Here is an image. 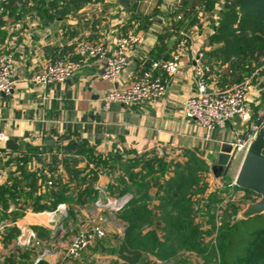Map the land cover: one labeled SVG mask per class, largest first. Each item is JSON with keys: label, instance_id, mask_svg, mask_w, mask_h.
<instances>
[{"label": "crops", "instance_id": "0c3cea01", "mask_svg": "<svg viewBox=\"0 0 264 264\" xmlns=\"http://www.w3.org/2000/svg\"><path fill=\"white\" fill-rule=\"evenodd\" d=\"M224 1L0 0V56L11 53L17 61L12 92L0 94V132L19 145L15 150L0 149V170L4 171L0 179V264H36L39 259L59 264L61 260L55 254L41 257L37 251L28 250L23 260L10 256V248L19 243L26 251L35 239L40 244L56 240L58 218L69 211L74 200L81 208L104 207L96 201L117 197L123 187L121 181L132 184L135 173L145 175L144 164L160 157L158 150L163 151L161 156L170 162L172 171L194 157L209 166L206 183L226 178L213 172L217 153L224 144L232 145L234 150L249 125L253 123L260 129L257 120H264V62L246 77L251 82L247 95L250 123L237 118L224 129L209 131L183 112L184 101L197 88L195 56L199 51L204 55L211 51L208 38L221 21ZM178 14L182 20L176 19ZM182 31L190 34V40L179 71L174 75L154 71L166 85L159 100L129 107L120 103L104 105L103 96L114 87L136 81L154 61L172 59ZM130 32L143 34L145 39L116 83L101 77L103 59L86 58L77 51L79 38L89 44H102L112 52L117 38ZM59 59L80 63L68 82L40 87L31 81L33 73ZM211 62L208 84L210 89H218L221 86L215 73L220 67L216 61ZM31 133H38L40 138L30 139ZM244 154H237L227 177L239 168ZM172 171L167 178L174 175ZM238 192L259 199L252 192ZM158 204L156 199L148 205L155 209ZM120 219V228L114 238L107 239L105 251L116 264H125L118 250L129 223L123 215ZM162 226L161 222L153 226L144 223L141 232L145 235L156 229L164 240ZM25 229L30 235L23 246L19 239ZM97 243L105 245L106 236L87 249ZM87 249L76 260L66 252L62 263L75 264ZM178 252L162 258L149 252L144 258L154 255L156 261L168 262L177 258Z\"/></svg>", "mask_w": 264, "mask_h": 264}, {"label": "trees", "instance_id": "16d2710c", "mask_svg": "<svg viewBox=\"0 0 264 264\" xmlns=\"http://www.w3.org/2000/svg\"><path fill=\"white\" fill-rule=\"evenodd\" d=\"M196 2L201 4L203 0ZM208 46L212 49L205 53V63L211 72V61L218 63L220 68L215 74L221 87L241 82L251 75L264 62V0H225L221 21L214 26ZM263 121V118H258L257 124L262 126ZM154 160L164 168L170 166L165 159ZM173 172L174 175L165 177L161 185L157 183L160 187L156 193L159 204L155 209H150L146 202L141 203L137 199L122 214L129 223L118 250L123 262L139 264L146 253L162 258L184 249L200 255L205 262L218 258V264H264V215L224 223L218 230L215 244L205 243L203 234L208 230L201 229L202 223L197 224L192 218L190 207L193 202L188 196L191 188H197L201 181L205 183L209 166L203 160L191 157L185 164L174 166ZM146 174L152 175L148 171ZM144 179L141 173H135L134 183L123 181L121 194L119 192L116 196L127 193L135 186L139 187V180L144 186L147 185ZM234 188L251 193L237 186ZM228 211L236 218L237 207L231 205ZM155 222L164 225L161 227L165 232L164 240L158 237L156 229L142 234L141 226L144 223L153 226Z\"/></svg>", "mask_w": 264, "mask_h": 264}, {"label": "built area", "instance_id": "2783aa9c", "mask_svg": "<svg viewBox=\"0 0 264 264\" xmlns=\"http://www.w3.org/2000/svg\"><path fill=\"white\" fill-rule=\"evenodd\" d=\"M177 20H182L183 16L178 14ZM180 40L172 59L154 61L151 68L145 70L142 75L129 85L114 87L103 96V103L108 106L111 103H120L124 106H132L142 103H154L159 100L166 91V85L160 76L154 74L155 70L164 71L169 75L176 74L180 69L181 57L189 45L190 34L187 31L181 32ZM145 36L140 33L130 32L120 36L116 40L114 51L109 52L102 44L93 45L77 39V51L85 56L98 57L104 60V72L101 77L104 80L116 83L126 70L132 53L143 43ZM110 54H109V53ZM197 75V88L183 103V112L186 118L196 120L199 125L209 131L224 129L230 122L239 119L242 123L248 124L251 121V112L247 105V95L251 87L250 79L232 85H226L218 89H210L207 74L211 72L205 63L203 51H199L195 56ZM80 63L69 60H56L44 66L41 70L33 73L31 81L40 86L48 87L52 84H64L75 76ZM17 71V61L13 54H3L0 56V94H9L15 85V75ZM259 127L251 123L243 140L235 144L237 154L246 152L251 141L256 137ZM30 139H39L38 133H31ZM6 140L4 133L0 132V141ZM160 155L162 150H158ZM4 176V171L0 170V179ZM220 178V177H219ZM235 183L228 192V197L233 196ZM119 201L117 198L109 197L106 202L96 201V204L104 207H114ZM63 210V208H60ZM54 217L52 213L51 218ZM105 231L95 229L82 232L75 238L68 250V256L72 260L79 259L83 252L96 240L104 238ZM60 264V263H59ZM62 264H74L73 262Z\"/></svg>", "mask_w": 264, "mask_h": 264}, {"label": "rangeland", "instance_id": "374dc122", "mask_svg": "<svg viewBox=\"0 0 264 264\" xmlns=\"http://www.w3.org/2000/svg\"><path fill=\"white\" fill-rule=\"evenodd\" d=\"M155 158L165 159L166 157L160 155V157L155 156ZM156 161L157 160L151 159V161L144 164L145 170L152 173V175L145 174L142 176L145 177L144 180L147 182V185L144 186L141 180H139L137 181L139 187L135 186L121 196L112 197L117 198L119 201L114 207L92 206L90 208H81L82 205L78 206L76 200H74L69 206V211L63 213L66 219L68 216V219L61 226V232L56 236V240L47 239L44 244H40V241L35 239V241L29 242L26 251H23L19 243H17L15 246L13 245L11 247L12 249L10 248V256L21 257L23 260H26V252L28 250H33L37 251L41 257L48 254H55L57 255L56 258L61 260V262L58 263L62 264V262L65 261V254L66 252L68 254V250L75 238L82 232L102 229L105 231L106 235L105 245L102 243L99 244V242L92 248L87 249L88 251L84 254L83 259L75 264H116L111 254L106 253L105 248L109 245L107 239L110 241L114 238L120 228L121 215L127 209L128 205L137 199V201L141 203L146 202L149 205L154 204L156 193L160 189L157 183L161 185L165 177L172 171L170 170L172 169L171 165L164 168L154 163ZM238 169L239 168H236L231 172L230 177L221 180L219 183L208 184L201 181L197 188L194 187L190 190L188 197L193 202L192 207H190L192 211L191 216L194 218L195 223H202L201 229H204L205 226L204 230L209 231H205L203 234L207 242L209 241L215 244L220 226L224 223L238 220L237 216L239 211L245 209L247 204L255 199L252 195H241L235 188L233 189V192H235L233 196L228 197L227 194L231 191L230 188H232L231 186L235 180ZM123 181L125 180H122L121 184ZM154 182H156V184H154ZM89 189L91 190V187ZM91 192H93V189ZM108 198L109 197L101 198L102 203L106 202ZM231 205L238 208L236 218L233 217L229 211L227 212L228 207ZM52 231L54 232V229ZM156 258L159 257L156 256ZM156 258L154 255H151L146 259L144 258L142 263L139 264H179L180 261L184 260H186L185 264H218V258L205 262L200 255H189L184 249L178 252L177 258L168 262H159L155 260Z\"/></svg>", "mask_w": 264, "mask_h": 264}, {"label": "water", "instance_id": "95a60500", "mask_svg": "<svg viewBox=\"0 0 264 264\" xmlns=\"http://www.w3.org/2000/svg\"><path fill=\"white\" fill-rule=\"evenodd\" d=\"M243 140V139H242ZM19 145L13 140L0 141V149L15 150ZM232 145L224 144L221 151L217 153V163L212 167L217 177H227L230 173L237 156V148L232 150ZM235 185L248 192L256 194L259 199L247 204L245 209L239 211L237 219H249L257 215H264V125L258 130L256 137L249 144L243 160L237 171ZM66 216L60 215L55 236L61 232V226ZM30 231L25 229L19 241L23 246L28 244ZM36 264H49L44 259H39Z\"/></svg>", "mask_w": 264, "mask_h": 264}]
</instances>
